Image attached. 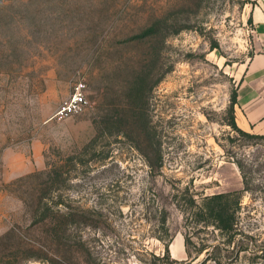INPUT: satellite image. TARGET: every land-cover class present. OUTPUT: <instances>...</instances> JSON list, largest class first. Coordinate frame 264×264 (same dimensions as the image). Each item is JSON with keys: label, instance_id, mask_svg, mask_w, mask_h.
I'll use <instances>...</instances> for the list:
<instances>
[{"label": "rangeland", "instance_id": "rangeland-1", "mask_svg": "<svg viewBox=\"0 0 264 264\" xmlns=\"http://www.w3.org/2000/svg\"><path fill=\"white\" fill-rule=\"evenodd\" d=\"M258 12L264 0H0V264H60L35 223L45 193L76 213L61 264H166L167 248L175 264H264V133L236 106L254 135L229 124ZM79 83L86 108L56 116ZM220 193L239 201L227 233L197 215Z\"/></svg>", "mask_w": 264, "mask_h": 264}, {"label": "trees", "instance_id": "trees-1", "mask_svg": "<svg viewBox=\"0 0 264 264\" xmlns=\"http://www.w3.org/2000/svg\"><path fill=\"white\" fill-rule=\"evenodd\" d=\"M157 26L158 23H153L151 26L145 27L140 33L135 34L133 37L141 40L146 39L157 32ZM139 80L143 82L144 78L142 77V79ZM142 93H143L142 85L131 86V101L133 104L135 105L139 104V102L141 101ZM236 103H237V90L233 91V94L231 96V102H230L231 119L229 124L238 131H240L241 133L245 135L253 136L254 134L244 131L238 126L234 114L235 112L234 106ZM132 109L133 108L131 107V110ZM46 172H47L46 170H42L39 172L30 173V175H27L26 177L28 178V177L40 176ZM51 182L52 180L50 181V183ZM47 184H49V181L46 182V185ZM45 194H42L40 197L42 202L44 201L45 206L44 207L42 206L43 208L41 211L38 210L37 212L38 218L35 223H37V225H43V227L46 228L45 231L43 232L45 234V237H51L52 239H49L50 246L46 244L45 246L44 245L42 246L54 251L55 254L58 255V259H55V261L61 264L62 261L66 262L68 259L73 258L72 255L68 256V254L76 253V251H78L79 244L78 245L69 244L67 242L68 235H66L67 223L70 219L74 218L76 213L51 210V208L48 206V201ZM232 195H233L232 193H220L205 198L201 206L198 208V212H197V215L199 216L198 219L202 221H206L207 225H209L210 223L214 224L224 233L231 232L236 227L237 215H236L235 207L239 205V201L233 199ZM191 201L192 203H194L193 200ZM80 244L84 245L85 243L80 241ZM88 253L89 255L92 254L91 251H89ZM157 258L166 261V264L177 263V260L171 257L168 248L163 256H157Z\"/></svg>", "mask_w": 264, "mask_h": 264}, {"label": "crops", "instance_id": "crops-1", "mask_svg": "<svg viewBox=\"0 0 264 264\" xmlns=\"http://www.w3.org/2000/svg\"><path fill=\"white\" fill-rule=\"evenodd\" d=\"M260 48L247 62L237 89V121L253 132L264 133V13L255 16Z\"/></svg>", "mask_w": 264, "mask_h": 264}, {"label": "built area", "instance_id": "built-area-1", "mask_svg": "<svg viewBox=\"0 0 264 264\" xmlns=\"http://www.w3.org/2000/svg\"><path fill=\"white\" fill-rule=\"evenodd\" d=\"M84 85V83H79L75 87L73 93L63 102V104L57 110L56 116H70L80 113L86 108L88 100L84 92Z\"/></svg>", "mask_w": 264, "mask_h": 264}]
</instances>
